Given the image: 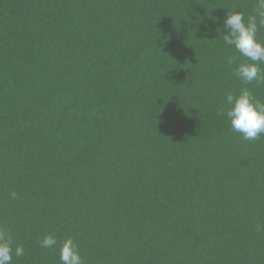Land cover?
Returning a JSON list of instances; mask_svg holds the SVG:
<instances>
[{
	"label": "trees",
	"instance_id": "16d2710c",
	"mask_svg": "<svg viewBox=\"0 0 264 264\" xmlns=\"http://www.w3.org/2000/svg\"><path fill=\"white\" fill-rule=\"evenodd\" d=\"M253 4L0 0L13 264H61L69 236L84 264H264V134L245 140L218 114L244 87L264 101L223 41L228 10ZM47 234L54 248L40 247Z\"/></svg>",
	"mask_w": 264,
	"mask_h": 264
},
{
	"label": "clouds",
	"instance_id": "9594fccd",
	"mask_svg": "<svg viewBox=\"0 0 264 264\" xmlns=\"http://www.w3.org/2000/svg\"><path fill=\"white\" fill-rule=\"evenodd\" d=\"M223 41L226 46L234 47L244 61L236 64L235 76L244 84L253 81L264 82V41L258 39V32L264 28V0H254L252 14L245 17L243 11L228 10L223 20ZM229 66L235 63V57H228ZM224 107L218 113L226 116L233 132L240 133L245 140H255L264 134V101L257 99L253 93L244 87L238 93L228 92L223 98ZM17 193L13 191L11 198ZM57 239L52 234L43 236L40 247L51 249L57 245ZM11 232L0 227V264H13V256L24 255L22 245H15ZM61 264H84L78 245L72 237H67L60 244Z\"/></svg>",
	"mask_w": 264,
	"mask_h": 264
}]
</instances>
